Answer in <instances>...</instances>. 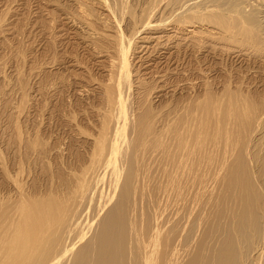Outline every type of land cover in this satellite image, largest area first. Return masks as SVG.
<instances>
[{
    "label": "bare ground",
    "instance_id": "bare-ground-1",
    "mask_svg": "<svg viewBox=\"0 0 264 264\" xmlns=\"http://www.w3.org/2000/svg\"><path fill=\"white\" fill-rule=\"evenodd\" d=\"M130 1L74 0L81 8L90 3L104 11L114 33L113 40L109 36L108 48L106 45L105 51L98 53L104 80L94 82L74 74L80 78H75L74 97L79 102L94 101L85 111L90 116L86 118L93 119L87 120L93 123V132L87 135L89 132L80 129L83 137L79 134L78 141L70 134L77 148L75 163L70 156L75 166L66 172L58 167L61 171L46 175L52 183L46 182L45 190L37 186V197L17 191L20 187L15 186L14 198L8 196L10 192L7 196L0 193V264H264V105L255 106L242 83L230 78L211 87L205 75L207 83L201 84L203 78L197 74L200 84L186 85L185 71L181 72L176 62L174 69L169 60L182 41H173L168 49L159 45L162 36L154 38L150 33H157L161 23L164 26L170 18L162 15L158 20L157 7L142 2L137 9ZM188 1L172 0L167 11L183 13L186 9L188 13ZM196 3L200 10L186 16L185 12L184 20L174 13L179 19L175 21L178 24L173 23L177 25L174 34L188 23L199 28L189 30L196 32L197 40L192 41V35L187 36L184 30L192 42L190 47L204 46L201 39L207 31L222 43H236L241 38L243 44L236 45L242 48L244 42L264 45V0ZM84 14L81 21L95 18L91 12ZM65 20L70 28H78L76 22L73 25ZM88 26L94 34L100 28L98 23L89 22ZM134 36L140 37L143 55L134 50ZM0 40L2 44L4 39ZM157 42L162 50L150 54ZM200 50L195 54H201ZM248 51L237 47L235 60L242 65L249 62ZM259 56L264 62V53ZM68 63L76 69L80 65ZM40 152L38 158L43 157L44 151Z\"/></svg>",
    "mask_w": 264,
    "mask_h": 264
},
{
    "label": "rangeland",
    "instance_id": "rangeland-1",
    "mask_svg": "<svg viewBox=\"0 0 264 264\" xmlns=\"http://www.w3.org/2000/svg\"><path fill=\"white\" fill-rule=\"evenodd\" d=\"M171 1L172 0H163V2L162 0H149V1L140 0V2H137V0L136 1L131 0L129 3L133 4L137 9H139V7H141L139 5H141L142 2L143 3L146 2L144 6L149 4L148 5V7L150 6L149 8L153 9V7L155 8L157 7L156 8L157 14L155 16L156 19L159 20L162 17V15H165L166 17L170 18V22L168 20L169 23L167 22L164 25L166 26V28L161 23L162 26L158 27V31H156L157 33L151 31L150 33H153V35H155L153 36L154 38L162 36L163 37V38L161 37L162 40L159 39L160 40L159 45L165 44V46L167 45L168 49L169 47H171V45L174 42L176 43V41L179 42V44L182 43L181 45L183 47L180 45L181 46L179 48L180 51L177 47L178 51L174 50L173 51L174 55L169 56V60L172 61V65H174V63L176 62L181 72L185 71V75H184L185 83L188 80L187 81L188 83H186V85L188 84L190 85L191 82L199 83V81H201L200 78L201 77L203 78L204 75H205L204 76L205 79L207 80L209 79L208 80L209 83H207V81L204 78L200 83L204 84L206 81L208 85L211 84V87L213 83L219 86L221 83L227 82L230 78L229 81H234L235 83L237 81L242 83L243 88L245 87L244 91L250 93V96L252 97V99L250 98L252 100V103L255 101L254 103L255 106L257 105V107L258 106L260 107L261 104L264 105V91H263L264 62L262 61L261 56H259V54L261 55L264 53V45L263 46L258 45L261 46L258 47L256 46L257 44L254 43V45L256 44L254 47L253 44L249 43L248 45V43L244 42L246 46H243V48L244 49L247 48V50H249L248 52L250 51L252 52V53L250 52L249 54L251 55L253 54L252 56L250 55L251 60L245 63L244 65H242L243 63H241L240 61L235 60V56L233 55V52L237 51V47L244 50L242 47H240V45L239 46L236 45L239 42L241 43L243 42L242 40H240L241 38L238 39V42L236 43L234 42L235 44L232 42L234 45L231 43V41H229L230 44H228L229 42L222 43V41H218L217 36L208 35L209 34L208 31L205 30L207 31L205 32V34L207 35H205L201 40L202 41L206 40L207 43L203 41V44L205 43L204 46L207 47V45H211V48L208 46L209 48L207 47L208 48L207 49L202 44L197 45L195 44L196 41L195 42L193 41L194 42L193 44H195L198 47H196L195 45H191L190 47L189 45L190 42L192 40H197L194 38V36L196 37V32L194 34L193 33L191 34V32H194V30L199 31V28L193 29L195 26L194 23L192 25L188 23L190 26L187 24L184 29L182 28L183 30L177 32L178 33L177 35V33L174 34L175 29L173 28L177 25L173 23L179 21L177 16L178 13H179V17L181 15L180 19H182V17L184 15L185 16L188 15V13L191 12L194 13L196 11H199L201 6L199 7L197 3L196 5H194L196 0L195 1L189 0L188 9L190 8V10L187 9L188 13L186 12V9L183 10V13L182 12L180 13V11H176V10L173 11V9L171 8L168 9L167 11V6L168 4L171 3ZM161 2L162 4L160 5L159 3ZM163 3L165 5H163ZM78 4L76 3L74 4V0L72 1L70 0H0V32L3 33L2 36H0V39H4L2 40V44H0V168L2 167L0 169V172L3 171L0 174V182H1L0 193L2 194V196L4 195L7 196L6 193L10 192L8 196L12 195L14 198V196L17 195L15 187H20V189L18 188L19 190L17 191L19 192L24 191L25 193H28L31 196L37 197L38 190H40L42 187L46 189L49 186L48 184L50 183L51 185L52 183V178L48 179L46 178L47 176L50 177L52 174H54V172L57 173L62 169H63L62 172H66V170L69 171L75 166L74 163L76 161L75 160L76 158L74 157V155H76L77 153L75 152L77 148L74 146L75 143L74 141L75 139L77 140L81 136L83 137L82 135L83 133L81 134V132L82 131H85L86 133L89 132L87 135L92 134L91 132H93L94 125L92 126L93 123H90L91 119L89 118L90 117L89 111L86 112L87 114L85 113V111L87 110V107L94 101L93 100L90 101L86 100L87 102L77 101L76 99L77 97H74L76 96L74 91L76 88L75 86L77 85L75 83L77 79L75 78L81 74L80 78L82 79H84V77L87 76L90 79L92 78L94 82H99L101 80H104V74L102 73L105 71L102 70L104 69V67L102 66V64L101 66L103 68L100 65H98L99 63L97 64V62L100 61V59L98 58L99 57L98 53L100 51H105L104 49H106L105 48L106 45L109 43V40H111L110 39L111 36L113 40L114 33L111 23H109L110 21L107 20V18H105L106 13L104 11H102L98 7H95L96 5L92 6L90 3H88V5L83 6L84 8H81L82 6L80 2ZM159 8H161V10ZM157 10H160V12ZM83 11L85 14L83 13ZM90 12L94 14L95 18H91V16H89ZM158 12L161 14H158ZM185 12L186 14H184ZM174 13L177 15H175ZM82 14H84V17H86L87 15L89 16L88 22L81 21V19H83L81 18L83 17ZM67 16H69L70 18H68ZM174 16H177L175 18H177L178 20L172 18ZM66 18L69 19L68 22L73 25L76 22L75 26L78 25L76 26L78 28L74 30L73 28H70L72 27L71 25L70 26L66 25L65 23L67 22L65 20ZM75 18L78 21V23L75 20ZM93 19L96 22L93 21ZM182 20H184V18ZM53 21L55 24L53 23ZM89 22L98 23V25L100 26V28L98 29L100 34L98 33V31L97 33L99 35L97 33L94 34L93 32H91V28L89 30V26H88ZM124 24L126 25V22H124ZM201 25H205V24H201ZM206 25H210V24L206 23ZM210 26L215 27L213 25ZM212 27L209 28V26H205L204 29H209L210 31ZM80 30L82 31V33L80 32ZM184 30L186 32L188 31L187 36L192 35L191 41L189 40L190 37L188 38L186 35H184L186 33ZM83 31L85 34L83 33ZM128 33L131 34L130 31H128L127 34ZM161 33H163V35ZM102 34L104 35V37H101L103 36ZM140 37L143 38L146 36L141 35ZM140 37H138L137 39V37L134 36L133 43L135 42V44H133V46L135 47L134 50L136 49L135 50L136 53L143 55L140 53L141 50H139V46H140L139 42H141L139 39ZM167 38L168 39L170 38L169 39L170 42ZM186 38L188 39V41H186L187 40ZM159 45L158 42L153 44L152 47L155 46V48H152V50L151 48L148 49V51H146L145 54L146 53L148 54L150 50H151L150 54L152 52L155 53L158 50L161 51L162 49L159 48ZM187 46L189 47V49L187 48ZM192 46H195V48H193ZM184 47L187 48V50ZM199 48L201 49L200 53L202 55L198 53L195 54L196 52H199L198 51ZM204 48H205V53H204ZM213 48L214 49L217 48V49L214 50ZM209 49H211V51ZM166 50L164 51L166 52ZM183 50H185L186 52H184ZM181 51L184 53H181ZM177 52L178 54L180 53V55H177ZM213 52H215L216 54L215 53L213 54ZM207 53H208V57H207ZM254 55L255 58L253 57ZM188 56H192V59ZM204 56H205L204 58L205 60L203 59ZM136 57L137 56H135V58ZM185 60L187 62L189 61L190 64L189 62L187 63ZM196 60L199 62V65ZM70 61H74L77 65L78 64L80 65L77 66V69L76 66L70 67L71 65L68 63ZM192 61L194 64L192 63ZM208 62H210V64ZM202 64L203 66L200 67V65ZM62 65H64L65 67ZM181 65L183 66L184 69L181 67ZM175 66L177 67V65H174L173 67L174 69ZM184 66H186L187 68ZM193 67L198 69L202 73V75H200L201 73L198 72V70H195V68ZM100 68L102 69L100 70ZM181 68L183 70H181ZM73 70L74 71L76 70L77 72L76 71L74 72ZM207 71L208 72L210 71L209 74ZM216 72L219 74H217ZM74 74L75 75L78 74V75L74 77L75 76ZM197 74L201 77L199 78ZM218 76H220L221 79ZM196 77H198L199 79ZM216 77L220 80L218 81L219 83L217 82L218 79ZM80 78L78 76V80ZM213 78H215V80L217 79L215 82H217L218 84L214 82ZM194 79H197L198 81L195 82ZM185 83H183V85H185ZM227 85H229V83H227ZM219 90H221V88H219ZM75 102L78 103L75 104ZM83 104L86 108L83 107ZM80 105L82 107V110H80L81 109V107H79ZM86 116L89 117L86 118ZM82 120H84L85 122L82 123L83 122ZM88 123L91 126L87 125ZM71 124L73 125V127ZM91 127L92 129H90ZM69 129L71 130L69 131ZM80 129H82V131H79ZM72 130L74 133H72ZM86 133H84V135ZM70 134L72 135L74 134L72 138L75 137V139L72 140V138L69 137L72 136ZM79 134H81V136ZM18 137L19 138L21 137L20 140ZM69 142L74 146L75 150L73 149L72 145ZM37 143L40 144L38 145ZM69 147L72 148V151L71 148ZM42 150L44 151L43 152L44 154L46 152L45 156L43 153H41ZM57 150L60 151V153L62 154H60L59 152L56 153ZM39 151H41L40 153L41 155H43V157L41 158L40 157L38 158L37 156V152ZM46 156L48 157L46 158ZM70 156L74 157V163H72L73 160L72 157L70 158ZM56 161H58L59 164ZM58 167L61 168V170H58L59 169ZM48 168L51 169L48 170ZM48 173H50V175H48ZM1 175L3 176V178ZM6 175L7 176L9 175L8 178L5 177ZM46 182L49 183H47L46 185ZM37 186L40 189H38ZM43 188L42 190H45ZM13 190H15V192ZM11 193H13L14 195Z\"/></svg>",
    "mask_w": 264,
    "mask_h": 264
}]
</instances>
